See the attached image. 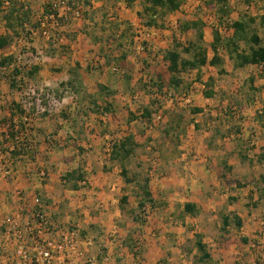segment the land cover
<instances>
[{
  "label": "rangeland",
  "instance_id": "1",
  "mask_svg": "<svg viewBox=\"0 0 264 264\" xmlns=\"http://www.w3.org/2000/svg\"><path fill=\"white\" fill-rule=\"evenodd\" d=\"M37 1L41 7L49 0ZM230 3L235 9L232 20L238 19L241 12L264 14V0H230ZM94 5L96 9L87 12L92 14L93 20L72 18L69 25L61 28L60 31L67 35L66 42L67 38L76 35L69 42L70 50H65L67 46L52 48L42 38L35 43L41 53L35 58L42 65V71L38 83L29 82L28 91L37 84L40 89H49L51 107L45 119L36 116L38 120L28 126L27 137L35 142L32 128L41 125L52 138L46 141L43 136L46 144L42 146L41 164L27 170L25 163L13 161L12 173L3 175L9 185L7 202L12 203L11 197L17 190H23L25 195L37 193L45 202L58 207L61 218L81 221L86 235L93 240V256L105 250L107 245L106 251L110 249L113 253L110 264H264V124L257 120V112L264 109V72L253 65L236 70L227 54L221 51L226 74H219L218 69L207 66L201 70L200 80L196 71L183 75L186 85H190V103L185 101L187 96L175 99L158 94L151 77L152 73L164 68V51L176 44L184 46L194 39L192 31H181L182 21L194 18L206 21L205 41L209 45L213 41L212 27L217 23L218 7L183 0L180 10L165 19V28L156 29L146 27L139 18L140 2L132 8L124 0H94ZM82 21L89 27L88 31H96L98 35L103 32V26L110 29V22L122 23L119 31L113 32L117 33L123 49L130 51L129 63L134 68L133 90L125 91L121 72L114 76L109 74L122 54L117 43H108V35H104L105 40L95 44L81 31ZM0 29L3 31L1 26ZM258 32L264 40V28L258 26ZM223 34L228 32L223 29ZM16 49L19 51L18 47ZM46 52L48 55L55 52L56 56L50 58ZM108 55L111 62L106 58ZM184 56L188 57L187 54ZM143 60L151 66L147 67ZM77 62L82 67L84 86L89 94H97L100 84L117 93L105 94L100 101V105L104 101L113 104V114L98 117L89 112L83 122H78L81 133L72 135L67 132L62 112L70 106V112L90 108L87 102L80 103L81 98L60 86L69 78L68 69ZM209 79L213 81L212 98L206 96ZM4 91H8V85L0 82V94ZM184 91L187 90H181ZM61 93L64 96L59 100L57 95ZM16 94L20 103L27 104L32 99L28 95L24 98L20 92ZM11 100L5 102V98L0 97V117L5 115L4 110ZM144 107H149L155 116L166 115L172 110L181 112L185 117L186 132L170 137L164 135L161 122L155 116L153 122L140 118ZM197 108L204 112L195 115L193 110ZM159 110L158 114H153ZM132 113L139 118L133 120ZM168 119L169 115L165 121ZM197 124L200 126L196 127ZM129 134H133L141 145L129 162L130 172L137 173L142 180L149 178L155 198L154 204H149L144 213L136 210V185L125 182L120 165L111 160L110 155L113 144ZM209 141L213 142L212 147ZM200 156L206 157L203 162ZM242 156L248 160L243 162ZM6 159L7 154L0 158V175ZM43 168L47 174L41 182L38 172ZM75 170L85 175L77 190L62 178L66 172ZM28 178L30 185L33 178V182L42 186L25 187ZM123 195L129 197L124 205L121 202ZM194 195L200 199L202 212L195 218H182V205L187 199H194ZM131 211H137V221L133 220ZM233 214L242 218L241 230L234 221L224 227L223 216L232 217ZM115 229L117 241L112 242L110 238L109 243L106 242V233ZM197 235L201 236L211 255L206 262L200 260L202 254L196 249ZM245 238L250 241L245 242Z\"/></svg>",
  "mask_w": 264,
  "mask_h": 264
},
{
  "label": "trees",
  "instance_id": "2",
  "mask_svg": "<svg viewBox=\"0 0 264 264\" xmlns=\"http://www.w3.org/2000/svg\"><path fill=\"white\" fill-rule=\"evenodd\" d=\"M196 1L203 2L210 8L218 7L215 14L217 23L212 27L213 41L209 45L205 41V32L208 26L206 21L199 18L183 20L180 25L181 31L184 33L192 31L194 39L189 40L184 46L176 44L173 48L164 51V68L156 71L155 74L152 73L151 77V81L155 82V87L159 91L158 94H165L175 99L188 96L190 85H186L183 75L196 71L197 78L200 80L202 78L200 72L207 66L218 69L219 74H226L225 59L222 57L221 51L227 54L233 64V68L236 70L253 65L264 72V40L258 32V26L264 28V14L252 15L249 12H241L238 19L232 20L235 9L231 6L230 0ZM124 2L131 8L137 2H140L142 9L138 12L139 18L146 27L156 29L165 28V19L179 11L183 5V0H124ZM64 6L68 9L61 13ZM95 9L94 0H49L47 3H43L41 7H38L37 0H0V26L4 28L2 32L0 31V78L8 83L12 93L20 92L24 98L26 95L32 98L27 104L17 101L11 102L7 108V111H9L8 116L0 119V129H2L0 130V154H7L8 159L6 160H9L11 164L13 161L22 160L23 158L35 160V155L39 151L36 147V140L33 143L27 137L28 126L35 122L36 116L42 117V120L49 116L48 110L51 107V100L48 97L51 94L48 92L50 91L49 89H40L37 84L32 90L28 91L29 82L38 83L42 71L40 63H31V60L41 54L35 47L36 41L41 38L46 39L52 48L58 45L64 46V48L67 46L65 50H70L71 43L69 42L76 38V35H69L71 37L67 38L66 42L65 38L67 35L60 31L61 28L65 24L69 25L68 23H71L72 18L93 20L92 14L87 12H92ZM82 23L81 31L89 36L95 44L105 40L104 35H108L106 37L108 43H117L116 46L121 50L122 54L116 59L117 66L109 74L114 76V74L119 75L122 73L126 87L125 91L133 90L132 73L134 68L129 63L130 51L123 49V45L118 43L117 33L113 32L119 31L122 23L110 22V29L103 26L101 35H98L96 31H88L89 29L87 28L89 27L85 26L84 21ZM223 29L228 34L224 35ZM107 30H110V33H106ZM122 35L123 31L121 32ZM17 47L19 51L15 50ZM211 52L212 55L210 54ZM184 54H187L188 57H185ZM48 56L54 58L56 53H49ZM106 58L108 62H111L109 55ZM143 63L147 67L151 66L147 60H143ZM81 70V65L78 62L75 63V66L68 69L69 78L60 83L64 91H72L77 98H81L80 103L84 101V103L87 102L90 105L88 111L77 108L74 112H70L72 108L70 106L68 110L62 112L63 121L69 125V129L73 134L78 135L81 133L80 130L78 131V128H80L78 122H83L89 116V112L94 113L98 117H107L109 114H113V104L104 101L103 105H100V101L101 98L106 97L105 94L110 96L117 93V91L100 84L97 94H89L84 86ZM250 81L254 82L253 78ZM212 82V79H209L206 83L208 87L206 90L207 98L214 96L213 90L210 89ZM181 90L187 91L181 92ZM252 90L255 91L253 88ZM57 96L61 100L64 93ZM159 112L160 110L158 112L155 111L153 114H158ZM203 112L202 108L193 110L195 115ZM161 115L163 119L161 128L164 135L170 137L173 134L181 135L186 132L185 117L181 112L172 110L167 112L166 115L165 113ZM168 115L169 119L166 122L165 119ZM154 116L149 107H144L140 118L149 120L152 117L154 119ZM134 118L138 119L139 117L133 114V120ZM257 120L264 124V109L257 112ZM199 126V124L196 125V127ZM33 129L32 132L36 131V133L46 136V141L52 138L51 135H45L43 128ZM239 134L241 135L240 131ZM140 146L136 137L133 134H129L113 144L110 155L111 160L118 162L120 165L125 182L136 185V191L134 192L138 199L136 210L144 213L147 206L149 204L153 205L155 202L150 188V180L148 177H144L142 180L137 173L132 174L128 167L130 160L135 156L136 149ZM209 146L212 147L213 142H210ZM247 160L248 157L242 156L243 162ZM226 168L232 169L231 167ZM223 175L222 177H225V174ZM84 176L82 172L75 170L66 172L62 178L63 181L71 183L73 190H77L80 188V182L84 180ZM128 200L129 197L123 195L121 202L124 205ZM121 209L125 210L123 207ZM182 212V218L186 216L195 218L202 212V208L196 203L185 202ZM136 213L137 211H131L135 221L139 219ZM233 221L237 229L241 230L243 227L241 217L236 214H233L232 217L230 215L223 216L224 227H229ZM197 237L196 249L202 254L200 260L206 262L211 259V255L207 252L206 244L201 236L197 235ZM244 241L249 242L250 239L245 238Z\"/></svg>",
  "mask_w": 264,
  "mask_h": 264
},
{
  "label": "built area",
  "instance_id": "3",
  "mask_svg": "<svg viewBox=\"0 0 264 264\" xmlns=\"http://www.w3.org/2000/svg\"><path fill=\"white\" fill-rule=\"evenodd\" d=\"M32 62L38 63L37 58ZM185 101L190 103L191 96ZM155 117L162 122L161 114ZM3 166L2 174L10 175L11 162L6 160ZM46 174V170H39L41 182ZM11 198L15 210L0 213V264H110L113 260L111 250L106 251L107 245L93 256V240L86 235L81 221L61 218L58 207L45 202L37 193L25 195L23 190H17ZM6 200L8 197L0 198V207L6 205ZM117 237L116 229L109 231L106 242L110 238L115 242Z\"/></svg>",
  "mask_w": 264,
  "mask_h": 264
},
{
  "label": "crops",
  "instance_id": "4",
  "mask_svg": "<svg viewBox=\"0 0 264 264\" xmlns=\"http://www.w3.org/2000/svg\"><path fill=\"white\" fill-rule=\"evenodd\" d=\"M2 27V26H1ZM3 28V27H2ZM3 30H4V28H3ZM0 31L2 32V30L0 29ZM0 82H5L7 85H8V83L6 82V81H4V80H2L1 78H0ZM15 95H17L16 93H12L11 91H10V88H9V85H8V91H4L2 94H0V97H3V98H5V102H8L7 100L9 99L10 100V98H12V100L10 101V103L11 102H13V101H17V96H15ZM15 96V97H14ZM18 102V101H17ZM9 103V104H10ZM8 108V107H7ZM6 108V109H7ZM5 112V115L4 116H2V117H0V119L1 118H3V117H6V116H8V114H9V111H7V110H4ZM66 124V123H65ZM41 125H39V127H40ZM67 132H69L70 134H72V135H74L71 131H70V129H69V125L67 124ZM40 128H42V127H40ZM1 130V129H0ZM35 130V129H34ZM46 132V131H45ZM46 134V133H45ZM47 135V134H46ZM33 136L35 137V140H36V142H37V149H38V151L40 152H38V155L36 154L35 155V160H28V159H26V158H23L22 160H17L16 161V163L18 164V163H25L26 164V169L27 170H31L32 168L34 169V166H36V164H41L40 162H39V158L42 156V154H41V150H42V146H43V144H46V142H45V138H43V135H41V134H39L38 132L36 133V131L35 132H33ZM2 156H4V155H0V158H2ZM196 157H198V156H196ZM201 158H200V161L201 162H203L204 160H205V158L204 157H202V156H200ZM207 160V159H206ZM32 166V167H31ZM25 172V171H24ZM2 173V172H1ZM29 177H30V175H28ZM4 176H3V174H1L0 175V198H2L3 199V197H7L6 195H7V193H6V190H8V184L4 181ZM28 180H30V178H28V179H25V181H26V184H24L25 185V187H28V188H30L31 187V185H33V187L32 188H40L41 186H42V184H39L38 182H33V178H31V185H30V183H28ZM7 201V200H6ZM186 202H193V203H196L198 206H199V202H200V199H198L197 197H196V195H194V199H187V201ZM183 206H184V204L182 205V209H183ZM200 207V206H199ZM15 208H16V206H15V204H14V201L12 200V203H10L9 201L6 203V205H4V206H1L0 207V213H7V212H11V211H14L15 210ZM201 208V207H200Z\"/></svg>",
  "mask_w": 264,
  "mask_h": 264
}]
</instances>
